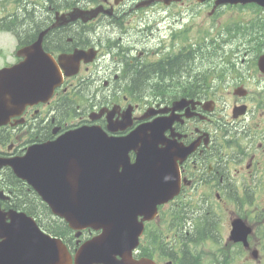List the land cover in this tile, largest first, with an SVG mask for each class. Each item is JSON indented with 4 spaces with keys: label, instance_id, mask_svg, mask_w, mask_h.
<instances>
[{
    "label": "flooded vegetation",
    "instance_id": "flooded-vegetation-1",
    "mask_svg": "<svg viewBox=\"0 0 264 264\" xmlns=\"http://www.w3.org/2000/svg\"><path fill=\"white\" fill-rule=\"evenodd\" d=\"M7 1L16 6L9 14L2 8ZM44 1L47 9H41L38 0H0V29L9 28L18 34L19 44L24 41L28 46L42 29L55 26L46 44L70 53L86 37L82 28L96 29L105 21L104 15L92 25L79 18L91 8L88 0ZM248 53L251 65L236 81L226 83L223 110L216 117L214 112L209 125L190 131L188 138L199 141V146L181 165L187 181L181 204L185 207L193 200L195 205L179 210L175 238L180 242L169 251L165 236L159 254L162 264H264V72L259 69L264 41ZM92 66L84 65V70L90 73ZM85 78L82 75L80 81ZM68 89L67 83L51 102L29 107L23 125L13 119L0 131V158L21 157L28 147L54 142L65 132L70 120ZM213 97H221V91ZM141 110L138 105L135 113ZM4 174L0 172V184ZM7 205L2 203L3 208Z\"/></svg>",
    "mask_w": 264,
    "mask_h": 264
},
{
    "label": "water",
    "instance_id": "water-1",
    "mask_svg": "<svg viewBox=\"0 0 264 264\" xmlns=\"http://www.w3.org/2000/svg\"><path fill=\"white\" fill-rule=\"evenodd\" d=\"M34 54L27 53V61L17 67V69L13 71H6L3 72L5 74H14L15 72H20L23 74V77L20 79H15L14 82H11L9 85H4L1 90H7L6 93L14 92L8 101L3 102L0 101V111L3 113L10 112V108L7 105H18L21 101L22 96L26 95L27 93H31L36 90H40L43 84L46 82L47 78L54 74V67L51 62H48L49 68L44 71L45 68L48 67V64L45 62H41V58L43 57L42 54L34 50ZM40 59V60H38ZM12 77V76H11ZM10 76L7 77V81L5 84L9 82ZM23 84L24 87L20 91V85ZM0 112V114H1ZM81 133H74L69 136L71 139V143L68 145H64V150L61 151V154L56 158L55 162H51L48 157H43L39 159V157H35V154L30 155L26 158L22 164V176L24 178H28L32 180L34 176H47L46 169L51 170L53 174H56L58 170L61 168V173H64L65 176L69 178H76L80 175L87 174L89 176L91 174V167L90 165L94 162L97 157H100L101 151L98 148L101 147L103 141L102 138L96 137L94 133H89L87 135L79 136ZM53 159V158H52ZM40 161V163H39ZM26 162V164H25ZM40 167V168H39ZM49 181V180H48ZM63 187H70L69 180L62 181ZM86 186L85 195L90 196L93 192V188L96 187L95 185ZM79 195V192H78ZM92 195H99L94 193ZM101 195V194H100ZM103 198H98V201L95 202L91 208L96 211L105 210L108 206L109 200H102ZM9 234V233H6ZM10 242H13V238H8ZM64 258L62 254L57 255L55 260H60ZM43 258L40 259V261ZM110 260L106 257H99L93 259V262L97 261H104Z\"/></svg>",
    "mask_w": 264,
    "mask_h": 264
},
{
    "label": "rangeland",
    "instance_id": "rangeland-1",
    "mask_svg": "<svg viewBox=\"0 0 264 264\" xmlns=\"http://www.w3.org/2000/svg\"><path fill=\"white\" fill-rule=\"evenodd\" d=\"M177 10V8H174L172 11ZM235 11V12H234ZM231 12V19H232V24H236L239 21L240 15H246L247 19H251L256 15V13L253 10H234ZM4 46H2L3 48ZM3 61V59H1Z\"/></svg>",
    "mask_w": 264,
    "mask_h": 264
}]
</instances>
